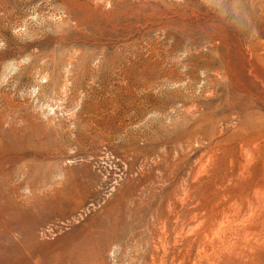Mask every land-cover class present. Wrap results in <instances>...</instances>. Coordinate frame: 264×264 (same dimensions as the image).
Wrapping results in <instances>:
<instances>
[{
  "label": "rangeland",
  "instance_id": "obj_1",
  "mask_svg": "<svg viewBox=\"0 0 264 264\" xmlns=\"http://www.w3.org/2000/svg\"><path fill=\"white\" fill-rule=\"evenodd\" d=\"M0 195V264H264V0H0Z\"/></svg>",
  "mask_w": 264,
  "mask_h": 264
},
{
  "label": "bare ground",
  "instance_id": "obj_2",
  "mask_svg": "<svg viewBox=\"0 0 264 264\" xmlns=\"http://www.w3.org/2000/svg\"><path fill=\"white\" fill-rule=\"evenodd\" d=\"M2 185V184H1ZM1 196V195H0ZM4 197V196H3ZM2 198V197H1ZM4 199H5V197H4Z\"/></svg>",
  "mask_w": 264,
  "mask_h": 264
}]
</instances>
